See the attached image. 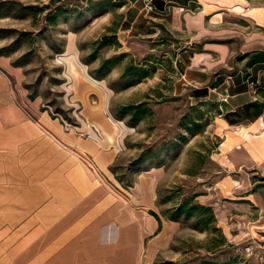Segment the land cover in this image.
I'll use <instances>...</instances> for the list:
<instances>
[{"label":"rangeland","instance_id":"1","mask_svg":"<svg viewBox=\"0 0 264 264\" xmlns=\"http://www.w3.org/2000/svg\"><path fill=\"white\" fill-rule=\"evenodd\" d=\"M134 2L0 0V58L20 70L13 82L28 106L81 137L106 115L123 140L121 176L160 174L164 238L144 264H264V63L250 64L264 58V0L207 19L202 34L153 36L123 33ZM145 102L151 120L120 115ZM198 111L201 130L180 129ZM189 203L212 207L217 220L180 213Z\"/></svg>","mask_w":264,"mask_h":264},{"label":"crops","instance_id":"2","mask_svg":"<svg viewBox=\"0 0 264 264\" xmlns=\"http://www.w3.org/2000/svg\"><path fill=\"white\" fill-rule=\"evenodd\" d=\"M150 1L153 13L146 9ZM245 2L135 0L123 33L202 34L207 19L244 9ZM13 79L20 70L0 58V264H144L164 238L165 222L154 215L161 217L160 174L124 187L112 172L123 140L120 134L113 140L106 115L93 122L100 134L92 127L83 138L28 106Z\"/></svg>","mask_w":264,"mask_h":264},{"label":"trees","instance_id":"3","mask_svg":"<svg viewBox=\"0 0 264 264\" xmlns=\"http://www.w3.org/2000/svg\"><path fill=\"white\" fill-rule=\"evenodd\" d=\"M259 63H264V58L260 59V60H254L252 59V61H250V64L256 65ZM128 71H132V69L130 68ZM200 104H202L201 106H204L206 103L201 102ZM149 104L148 102L145 103H141L137 106H129L124 108L123 113H121L120 115H124L125 112H131L132 116H133V121H137V122H144V121H149L151 120V118H153L155 116V113L148 108ZM199 107L197 106H193L191 108V110H198ZM203 119V117L200 115L199 111L195 114H188L183 116V118L180 121L179 127L180 129H185L187 131H194L195 129L197 130H201L199 129L200 126V122ZM185 139V137H182V135L180 136V138H177L172 144L170 149L174 150L177 148L178 144H179V140ZM151 153V149H149L147 152L142 153L139 156L138 161H136L135 163H132L130 166L132 165H140L144 162H146L149 157L148 155ZM157 155H154V157H156ZM118 163V161H117ZM115 164L112 168V172L115 174L117 180L126 188H131L135 186L136 181H130L128 179H126L125 177L121 176L119 174V165ZM160 207V205H159ZM180 213H184L190 217H194L199 223H202L204 225H208L210 222H215L216 219V214L213 210L212 207H207L204 205H199V204H194L191 205L189 203V205H185V207L183 209H181ZM158 220L160 222H162V219L159 215L154 214ZM174 221H178V220H174ZM212 230V227L211 229ZM213 230L216 232H220L221 230L218 227H214ZM166 264H175L173 262H168ZM204 264H216L213 262H206Z\"/></svg>","mask_w":264,"mask_h":264},{"label":"built area","instance_id":"4","mask_svg":"<svg viewBox=\"0 0 264 264\" xmlns=\"http://www.w3.org/2000/svg\"><path fill=\"white\" fill-rule=\"evenodd\" d=\"M146 9H147V12H149V13L155 12V7L151 1L148 2ZM96 132H97V134H100L99 131H96ZM91 168H93V170L95 171V168L93 165H91Z\"/></svg>","mask_w":264,"mask_h":264}]
</instances>
